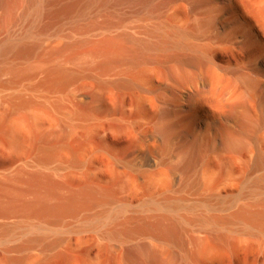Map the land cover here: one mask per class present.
<instances>
[{"label": "bare ground", "instance_id": "bare-ground-1", "mask_svg": "<svg viewBox=\"0 0 264 264\" xmlns=\"http://www.w3.org/2000/svg\"><path fill=\"white\" fill-rule=\"evenodd\" d=\"M0 264H264V0H0Z\"/></svg>", "mask_w": 264, "mask_h": 264}, {"label": "rangeland", "instance_id": "rangeland-1", "mask_svg": "<svg viewBox=\"0 0 264 264\" xmlns=\"http://www.w3.org/2000/svg\"><path fill=\"white\" fill-rule=\"evenodd\" d=\"M156 1H160V0H156ZM3 163H7V161L4 159H0V164ZM251 261H253L252 257L247 258L242 253H240V254H235L232 257L223 258L220 264H242L244 262L250 263Z\"/></svg>", "mask_w": 264, "mask_h": 264}]
</instances>
